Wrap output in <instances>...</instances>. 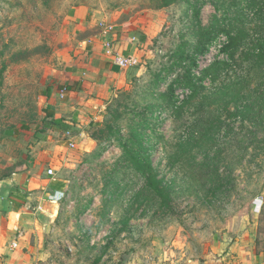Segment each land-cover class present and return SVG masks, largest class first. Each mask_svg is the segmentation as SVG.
<instances>
[{"label":"rangeland","instance_id":"rangeland-1","mask_svg":"<svg viewBox=\"0 0 264 264\" xmlns=\"http://www.w3.org/2000/svg\"><path fill=\"white\" fill-rule=\"evenodd\" d=\"M77 6L105 39L153 33L67 134L45 90L64 103ZM31 169L53 173L9 236L17 264H200L218 243L264 264V0H0V178Z\"/></svg>","mask_w":264,"mask_h":264},{"label":"crops","instance_id":"crops-1","mask_svg":"<svg viewBox=\"0 0 264 264\" xmlns=\"http://www.w3.org/2000/svg\"><path fill=\"white\" fill-rule=\"evenodd\" d=\"M71 18L78 21L84 30L73 47L76 52L71 58V68L63 75L62 85L64 86L57 90L61 97L65 95L64 103L55 102L54 88L45 90L50 102L54 101V110L50 111V116L52 119L60 120V125L67 130V134H70L73 124L83 130L85 124L97 121L100 116L92 106L109 103L114 90L128 85L134 75L132 69H135L134 67L122 69L112 61L109 55L105 54L104 41L100 40L101 38L105 40L104 35L107 33L105 25L102 24V30L99 33L95 27L94 18L87 20L85 24L86 9L84 7L77 6ZM148 25L143 23L134 32H131V28H124L113 33L112 39L118 53L132 54L138 59L148 54V43L153 33ZM83 133L84 131H81L82 135ZM26 172L28 173L22 178H16L13 173L10 177L0 178V264L18 263V250L13 247L17 243L9 236L15 234L20 225V218L26 213L31 202L44 197V193L39 192L43 191L41 189L46 184L44 178L49 175L46 171L32 169ZM17 185L19 192H17ZM25 192H27L26 196L23 195ZM54 192L57 196L60 193L57 190ZM223 245L218 243L213 248L218 256L210 253L209 259L200 264H256L254 257L243 256L235 250L233 245ZM211 257H214L213 260Z\"/></svg>","mask_w":264,"mask_h":264},{"label":"built area","instance_id":"built-area-1","mask_svg":"<svg viewBox=\"0 0 264 264\" xmlns=\"http://www.w3.org/2000/svg\"><path fill=\"white\" fill-rule=\"evenodd\" d=\"M105 28L106 31L109 32L110 28L108 26H105ZM103 47L105 54L109 55L112 58V61L120 68L128 69L139 65V59L137 58V56L132 54L123 55L121 53H118V51L115 49L114 39L106 38L104 40ZM223 57H224L223 54L218 56V58H223ZM191 92H192L191 88L189 87H181L176 89L175 90L176 101L182 102L184 98H186L188 95L191 94ZM46 173L50 175L53 173V170L47 169Z\"/></svg>","mask_w":264,"mask_h":264},{"label":"trees","instance_id":"trees-1","mask_svg":"<svg viewBox=\"0 0 264 264\" xmlns=\"http://www.w3.org/2000/svg\"><path fill=\"white\" fill-rule=\"evenodd\" d=\"M52 123H54V124H60V120L59 119H53L52 120Z\"/></svg>","mask_w":264,"mask_h":264}]
</instances>
